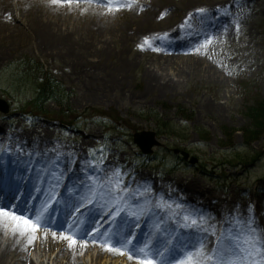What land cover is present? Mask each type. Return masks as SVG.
<instances>
[{
    "label": "rangeland",
    "instance_id": "1",
    "mask_svg": "<svg viewBox=\"0 0 264 264\" xmlns=\"http://www.w3.org/2000/svg\"><path fill=\"white\" fill-rule=\"evenodd\" d=\"M3 1L10 8L0 11V99L10 107L7 114L0 112L3 135L16 129L31 135L42 131L59 143L70 137L87 160L86 178H101L98 172L108 167L112 188L123 195L136 187L135 201L157 197L164 210L206 228L205 239L195 241L198 258L211 255L203 264L217 258L225 264H264L258 238L264 232V135L250 139L244 115L264 100V0H58L120 13L111 20L116 27L111 34L92 37L81 29L57 43L55 52L40 50L23 28L25 15L10 5L17 0ZM153 6H158L155 31L136 33L137 19ZM80 17L72 14L71 24ZM41 67L62 85L61 104L33 105L39 84L32 78ZM154 75L170 87L155 88ZM141 133L155 135L149 154L134 143ZM75 162L71 153L64 164ZM188 186L196 192L193 198ZM100 195L95 200L108 215L88 234L115 240L79 253L75 264H111L127 257L141 264L137 252L145 255L151 246L115 229L113 221L120 211L128 218L142 212L136 202H108ZM149 215L148 224L162 226L178 245L187 248L193 241L173 224L151 214L145 218ZM36 244L28 254L33 264L67 263L61 251L40 247L38 239ZM95 251L103 253L99 262ZM167 256L161 248L155 258Z\"/></svg>",
    "mask_w": 264,
    "mask_h": 264
},
{
    "label": "bare ground",
    "instance_id": "2",
    "mask_svg": "<svg viewBox=\"0 0 264 264\" xmlns=\"http://www.w3.org/2000/svg\"><path fill=\"white\" fill-rule=\"evenodd\" d=\"M2 1L0 0L1 12L7 8L4 1V5L1 4ZM57 1L17 0L16 3L10 4L25 15L26 26L23 25V28L33 34L36 42H39L36 43L37 47L44 52H55L53 47L57 43H66L81 29L91 33L92 37L98 34L105 36L116 29L112 22L120 11ZM153 7L154 10H146L137 19L138 23L134 25L136 33L143 35L155 31L156 28L153 27L156 23L153 19L158 6ZM72 14L84 17L74 19L76 22L71 24ZM85 25L87 27H84ZM152 82L155 88L160 86L162 90H167L171 85V82H165L163 78L155 75ZM3 134L4 130L0 127V147L4 144L3 149L0 148V264H33L28 254L37 246L36 239L44 249L61 251L60 258L66 260V264H75V256L83 251L90 252L91 249L100 248L104 242L114 241L113 236L88 234V229L108 215L104 214V207L95 200L98 194L108 202H136L135 208L142 213L137 217L128 218L120 211L113 221V227L117 230L123 228L125 233L132 232L136 240L151 246V251L145 255L137 252L136 256L142 260L141 264H203L211 259L209 253L198 258L199 252H195L198 249L195 241L205 239L206 228L192 227L178 212L164 210L157 197L143 196L135 201L136 187L130 194L123 195L112 188L108 167L98 172L101 178H86L83 170L87 160L79 144H70V137H65L66 142L62 140L59 143L42 131L31 135L27 132L19 133L14 129L9 136ZM71 153H75L76 162L71 163L70 167L64 162L71 157ZM141 179L147 181L144 177ZM187 189L188 197L196 196L194 189L189 186ZM57 198L59 201H56ZM113 207L109 206L108 210L114 209ZM148 214L156 216L161 222L173 224L176 230L185 233L193 241L187 248L178 245L176 241L166 237L162 226L148 224L152 217L149 215L145 218ZM81 217H85L87 221L84 224H74V221ZM143 218L145 223L141 225ZM141 226L146 228L135 229ZM258 233V238L264 244V232ZM85 240H89L88 243L85 244ZM127 246L130 247L128 244ZM161 248L168 251L165 261L155 258L156 251ZM94 253L96 260H101L103 253ZM110 254L120 255L113 251ZM129 258L111 264H133V259ZM53 264H58V260ZM210 264L225 263L217 258ZM246 264L256 263L250 260Z\"/></svg>",
    "mask_w": 264,
    "mask_h": 264
},
{
    "label": "trees",
    "instance_id": "3",
    "mask_svg": "<svg viewBox=\"0 0 264 264\" xmlns=\"http://www.w3.org/2000/svg\"><path fill=\"white\" fill-rule=\"evenodd\" d=\"M27 66L23 65L21 69ZM40 74L39 78H36ZM34 79L38 82L37 96L35 100V107L41 105L43 106L47 102H56L61 104L64 100V95L61 92V84L58 83L54 78L46 76L43 73V68H38V72L34 73ZM39 108V107H38ZM245 117L249 123L246 129V135L250 139H260L264 135V100L255 103V106L247 107L244 112Z\"/></svg>",
    "mask_w": 264,
    "mask_h": 264
},
{
    "label": "water",
    "instance_id": "4",
    "mask_svg": "<svg viewBox=\"0 0 264 264\" xmlns=\"http://www.w3.org/2000/svg\"><path fill=\"white\" fill-rule=\"evenodd\" d=\"M10 110L8 103L0 99V112L7 114ZM134 143L139 146L144 154H149L156 145L155 135L153 133H141L134 136ZM186 157V155H185Z\"/></svg>",
    "mask_w": 264,
    "mask_h": 264
}]
</instances>
